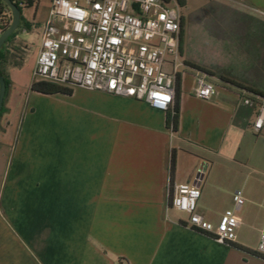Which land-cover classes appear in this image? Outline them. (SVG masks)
<instances>
[{"label": "crops", "instance_id": "0c3cea01", "mask_svg": "<svg viewBox=\"0 0 264 264\" xmlns=\"http://www.w3.org/2000/svg\"><path fill=\"white\" fill-rule=\"evenodd\" d=\"M51 3L21 8L19 37L37 55ZM183 38L181 60L194 71V84L180 73L168 111L79 87L71 95L42 94L32 90L34 69L32 77L18 74L23 65L8 71L0 116V264H264L245 234L246 227L259 243L264 229V188L256 182L241 189L246 204L229 245L188 229V216L169 206L170 186L196 185L198 212L218 222L239 189L232 186L235 156L264 164V150L248 141L264 131H252L256 110L243 104L244 89L214 74L217 95L197 97L201 71L189 67ZM216 163L227 169L214 184Z\"/></svg>", "mask_w": 264, "mask_h": 264}, {"label": "built area", "instance_id": "2783aa9c", "mask_svg": "<svg viewBox=\"0 0 264 264\" xmlns=\"http://www.w3.org/2000/svg\"><path fill=\"white\" fill-rule=\"evenodd\" d=\"M13 1L20 8L28 6L26 0ZM181 10L177 0H52L34 80L133 97L168 111L175 105L183 66ZM258 12L264 17V10ZM2 14L6 27H0V35L12 23L8 7ZM167 64L170 72L165 69ZM208 78L199 73L195 86L197 97L207 101L217 95ZM242 93L243 104L256 110L251 128L260 135L264 131V97ZM201 195L196 185L170 186L169 206L188 215V229L207 233L220 244L233 243L240 226L237 212L246 204L243 191L234 192L233 207L217 223L198 212ZM257 249L264 260V229Z\"/></svg>", "mask_w": 264, "mask_h": 264}, {"label": "rangeland", "instance_id": "374dc122", "mask_svg": "<svg viewBox=\"0 0 264 264\" xmlns=\"http://www.w3.org/2000/svg\"><path fill=\"white\" fill-rule=\"evenodd\" d=\"M182 1L183 5L180 2L179 4L183 15V50L189 67L206 73L211 82L214 81V74H217V77L220 78L221 75L233 85L257 88L264 92V26L255 21L264 20L256 19L257 15L252 12V10H264V0ZM0 3L5 7L3 2ZM16 31L13 42L6 47L9 61L3 69L11 73L12 64L20 63L23 67L17 71L18 74L32 77L36 66L37 48L32 42L21 40L18 28ZM1 48L6 49L4 44ZM166 70L170 72L168 67ZM179 71L180 73L187 71L191 85L194 84L192 77L194 71L187 70L184 65ZM254 136L249 137V143L255 145L253 148L256 151L264 150V138ZM235 157L237 164L234 165L233 188L242 189L253 182L264 188L263 162H247L240 155ZM222 164L224 163H216L214 184L218 182L217 180H222L223 168H226ZM253 233L245 227L246 238L256 248L258 242Z\"/></svg>", "mask_w": 264, "mask_h": 264}, {"label": "trees", "instance_id": "16d2710c", "mask_svg": "<svg viewBox=\"0 0 264 264\" xmlns=\"http://www.w3.org/2000/svg\"><path fill=\"white\" fill-rule=\"evenodd\" d=\"M26 1H27V5H30L31 2H32L31 0H26ZM179 2H180L181 5H183V1L182 0H179ZM16 4L19 7L18 1H16ZM0 5H1V8H0V27H4L6 21L2 18L3 17L2 16L3 15L2 14V11L7 6L5 5V7H4V5H2L1 3H0ZM20 10H21V8H20ZM16 32L12 33L8 37L7 41L4 44V47L5 48L7 47V45L9 43L13 42V40H14V38L16 36ZM0 49H1L0 50V74L2 76H4V78L6 80V84H8L7 85V92H6V96H5V102H7L6 99H7V96H8V90H9L10 82L8 80V73L4 71L3 67H5V65L8 64L9 56H8V49L7 48L6 49L0 48ZM20 66H21L20 63H13L12 64V67H20ZM220 78L223 81H226V80H224L225 78H223V76H221V75H220ZM235 85H237L240 88H243L245 91H247L250 94L260 95V96H263L264 97V93L258 92L256 90L253 91L252 88L243 87L242 85H239V84H235ZM32 90L35 91V92H38V93H42V94H65V95H71L73 93V90L71 88L63 87V85L62 86H58V85L50 84L48 82H36V81L32 84ZM5 102H4V105H5ZM3 110H4V107L2 108V110L0 112V116L3 113ZM176 111H178V108L177 107H176ZM177 120H178V116L176 115L174 117V119H173V123H174L173 126H174L175 129L177 127ZM174 173H175V155L173 153L172 154V158H171V176L172 177H173ZM196 232H199V231H196ZM253 253L256 254V255H258V256H260L258 253H255V252H253Z\"/></svg>", "mask_w": 264, "mask_h": 264}, {"label": "water", "instance_id": "95a60500", "mask_svg": "<svg viewBox=\"0 0 264 264\" xmlns=\"http://www.w3.org/2000/svg\"><path fill=\"white\" fill-rule=\"evenodd\" d=\"M11 11L12 13V23L9 28L5 29L3 33L0 35V48L7 41L8 37L16 32L20 20H21V10L18 5L13 0H1ZM1 50V49H0ZM7 85L4 76L0 74V112L3 108L5 102V96L7 92Z\"/></svg>", "mask_w": 264, "mask_h": 264}]
</instances>
